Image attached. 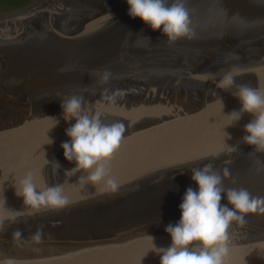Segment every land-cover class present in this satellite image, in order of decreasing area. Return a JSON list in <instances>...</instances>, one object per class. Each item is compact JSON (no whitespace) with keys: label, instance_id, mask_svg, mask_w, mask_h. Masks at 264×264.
I'll use <instances>...</instances> for the list:
<instances>
[{"label":"water","instance_id":"1","mask_svg":"<svg viewBox=\"0 0 264 264\" xmlns=\"http://www.w3.org/2000/svg\"><path fill=\"white\" fill-rule=\"evenodd\" d=\"M13 2L0 0V9ZM184 6L191 38L171 43L131 18L126 0H30L0 10V264H159L150 237L170 246L164 228L179 220L185 190L196 188L190 170L205 164L228 168L225 188L264 197V152L241 141L253 117L228 115L240 108L236 85L264 92V0ZM105 69L111 79L102 85ZM233 69V88H216ZM105 88L125 95L102 106ZM73 95L105 122L126 125L109 163L120 185L114 194L78 182L86 173L65 174L75 164L61 144L75 121H64L60 100ZM26 173L38 190L61 186L69 205L24 207L14 187ZM228 236L225 264H264V213L233 222Z\"/></svg>","mask_w":264,"mask_h":264},{"label":"clouds","instance_id":"2","mask_svg":"<svg viewBox=\"0 0 264 264\" xmlns=\"http://www.w3.org/2000/svg\"><path fill=\"white\" fill-rule=\"evenodd\" d=\"M126 4L131 18H139L152 31L159 30L168 42L182 37L191 38V21L184 0H172L171 3L168 0H126ZM236 74L234 69L225 72L216 81L215 87L229 91L235 85ZM110 79L111 73L107 69L99 73L100 84H107ZM232 94L238 99L240 108L228 115L234 116L235 122L243 114L253 117L244 125L245 135L241 141L252 147L254 152H264V92L240 84L236 85V91ZM124 95L121 89L110 92L105 88L102 100L107 105L102 106H116L118 98ZM84 104L82 96L73 95L60 100L64 121H75L65 129L68 140L61 144L64 159L75 164L65 174L86 173L78 182L95 187L98 194H114L120 185L111 175L109 163L119 150L127 128L123 122H105L99 112L86 111ZM54 120L55 126L59 121ZM48 141L52 143L50 139ZM190 173L196 188L188 187L185 190L179 204V220L174 224L168 223L164 228L170 237V246L156 247L149 236L155 253L160 257L159 264H225L229 226L233 222L242 225L248 214L264 213V197L253 196L246 188H225L223 181L231 176L228 168L218 172L209 163L191 169ZM232 182L235 183L234 180ZM14 188L15 195L22 198L24 207L33 212L61 210L70 203L59 185L44 186L38 190L31 173H26ZM222 199L227 203L222 204ZM7 210L14 220L15 212ZM2 224L3 220L0 219V227ZM15 235L19 236L20 233ZM40 239L41 232L38 230L33 240L39 242Z\"/></svg>","mask_w":264,"mask_h":264},{"label":"flooded vegetation","instance_id":"3","mask_svg":"<svg viewBox=\"0 0 264 264\" xmlns=\"http://www.w3.org/2000/svg\"><path fill=\"white\" fill-rule=\"evenodd\" d=\"M30 0H14L13 4L7 6V7H4V8H1L0 10H9L11 8H17V7H20L22 5H25L26 3H28Z\"/></svg>","mask_w":264,"mask_h":264},{"label":"snow or ice","instance_id":"4","mask_svg":"<svg viewBox=\"0 0 264 264\" xmlns=\"http://www.w3.org/2000/svg\"><path fill=\"white\" fill-rule=\"evenodd\" d=\"M2 168H3V160L0 159V169H2Z\"/></svg>","mask_w":264,"mask_h":264}]
</instances>
